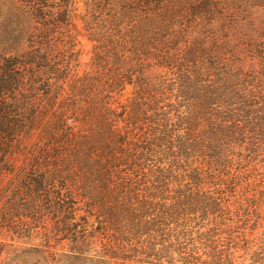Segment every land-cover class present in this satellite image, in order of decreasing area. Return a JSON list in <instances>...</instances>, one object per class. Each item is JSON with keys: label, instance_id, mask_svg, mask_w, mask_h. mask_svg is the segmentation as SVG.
<instances>
[{"label": "rangeland", "instance_id": "1", "mask_svg": "<svg viewBox=\"0 0 264 264\" xmlns=\"http://www.w3.org/2000/svg\"><path fill=\"white\" fill-rule=\"evenodd\" d=\"M5 71L0 264H156L119 210L164 188L210 192L232 264H264V0H0Z\"/></svg>", "mask_w": 264, "mask_h": 264}, {"label": "trees", "instance_id": "2", "mask_svg": "<svg viewBox=\"0 0 264 264\" xmlns=\"http://www.w3.org/2000/svg\"><path fill=\"white\" fill-rule=\"evenodd\" d=\"M40 60L43 61L42 58ZM39 67L53 74L50 67ZM5 72L7 80H0V106L7 107L4 99L13 89L15 81ZM33 83L30 79L29 87ZM99 110L106 112L108 108L102 102ZM10 115L8 108L0 107V155H4L6 144L11 142L14 135ZM31 183L35 188L40 186L39 182L38 185L34 181ZM167 190L158 189L154 194L144 196L137 204L127 200L120 207L119 214L123 217L118 223L117 232L121 239L116 247L123 249L125 244L126 251L132 249L156 264H232L234 248L230 242L224 243L222 240L223 223L212 194L201 189H185L172 191L173 196L164 197L163 193ZM132 244H135L134 247ZM110 249L113 250V247ZM120 258L133 260L127 256Z\"/></svg>", "mask_w": 264, "mask_h": 264}]
</instances>
